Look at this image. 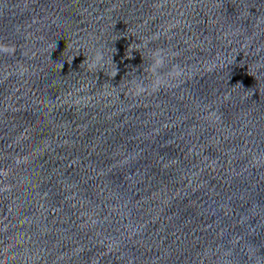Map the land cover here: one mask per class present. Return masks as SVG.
Returning <instances> with one entry per match:
<instances>
[{
    "label": "water",
    "instance_id": "obj_1",
    "mask_svg": "<svg viewBox=\"0 0 264 264\" xmlns=\"http://www.w3.org/2000/svg\"><path fill=\"white\" fill-rule=\"evenodd\" d=\"M0 264H264V0H0Z\"/></svg>",
    "mask_w": 264,
    "mask_h": 264
},
{
    "label": "clouds",
    "instance_id": "obj_2",
    "mask_svg": "<svg viewBox=\"0 0 264 264\" xmlns=\"http://www.w3.org/2000/svg\"><path fill=\"white\" fill-rule=\"evenodd\" d=\"M153 64L152 71L157 73V77L159 78L158 69L164 67L165 65V56L162 50L157 49L153 52Z\"/></svg>",
    "mask_w": 264,
    "mask_h": 264
}]
</instances>
